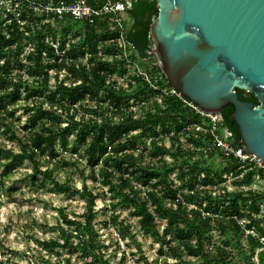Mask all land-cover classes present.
I'll return each mask as SVG.
<instances>
[{
	"label": "trees",
	"instance_id": "16d2710c",
	"mask_svg": "<svg viewBox=\"0 0 264 264\" xmlns=\"http://www.w3.org/2000/svg\"><path fill=\"white\" fill-rule=\"evenodd\" d=\"M87 1L93 7L103 2ZM157 10L155 1L134 0L129 9L88 24L67 17L42 21L46 15L25 4L20 14L24 24L12 19L0 26V132L19 147L16 152L0 146V190L6 175L25 158L33 164L45 157L67 165L62 150L76 154V162L84 159L87 177L107 187L112 213L104 227L116 226L121 240L139 248L130 225L118 222L117 206L137 218L139 232L157 242L161 254L174 257L170 264H264V190L245 187L254 176L264 180V170L241 167L223 156L206 133L189 132L191 146H165L155 139L159 134L194 122L206 126L205 120L178 97H164L160 103L150 98L155 92L141 76L129 75L126 87L117 82L132 62L152 77L159 74V86H171L151 45L150 24ZM118 39L130 45L123 50ZM235 90L239 99L258 103L253 93ZM141 102V114L135 117L129 106ZM18 106L25 116L22 123ZM233 111L228 103L219 112L233 145L241 146ZM230 175L235 189L226 184ZM30 178L34 190L48 181L49 191L79 195L85 202L78 216L59 210V220L51 226L56 236L35 240L41 261L32 264H61L64 251L76 254L82 264H109L107 251L114 238L104 243L96 227L93 207L99 194L86 184L78 189L59 181L49 167H34ZM13 190V185L5 189L8 195ZM158 220L164 221L162 231ZM125 258L122 251L119 263Z\"/></svg>",
	"mask_w": 264,
	"mask_h": 264
},
{
	"label": "water",
	"instance_id": "95a60500",
	"mask_svg": "<svg viewBox=\"0 0 264 264\" xmlns=\"http://www.w3.org/2000/svg\"><path fill=\"white\" fill-rule=\"evenodd\" d=\"M152 1L151 45L171 87L207 111L232 104L241 146L264 162V0Z\"/></svg>",
	"mask_w": 264,
	"mask_h": 264
},
{
	"label": "rangeland",
	"instance_id": "374dc122",
	"mask_svg": "<svg viewBox=\"0 0 264 264\" xmlns=\"http://www.w3.org/2000/svg\"><path fill=\"white\" fill-rule=\"evenodd\" d=\"M153 53L159 65L155 49ZM61 76L60 74L59 78ZM117 80L121 82L119 77ZM124 84L125 82H123ZM16 115L20 116L21 123L24 122L25 116L22 114L20 106H18ZM69 138L72 139L73 137L69 136ZM2 145L16 152L19 150L15 142L7 140L5 135L0 132V146ZM76 158L69 154L63 155L61 159L66 160L67 165H62L61 161L59 163L48 161L45 157L37 158L33 164L25 158L6 175L4 178L5 186L0 190V260H3L5 264H32L34 261H41V256L36 251L38 245L35 240H46L56 236V231L51 229V226L59 220V210L63 209L69 217L78 216L84 212L85 202L81 196L69 197L67 194L49 191L48 181L43 187L34 190L30 178L32 170L34 167H38L40 170L49 167L53 169L54 176L59 181H66L78 189L86 184L88 189L99 194L93 207L97 222L96 227L99 228L100 237L104 243H108V239L114 238V244H111L107 251L109 264H121L119 263V256L122 251H125L126 256L122 264H145L140 258L141 255L146 257L150 264L175 262L174 257L159 252L157 242L139 232L137 218L129 215L127 208L117 206L114 211L118 214V222L123 221L129 224L130 230L135 232V239L139 248L136 243L129 239L121 240L118 238L116 226L109 229L104 227V221H108L112 213L109 207L110 198L107 187H100L93 179L87 177L90 169L86 161L79 159L76 162L74 161ZM167 160L170 161L168 157ZM143 161L149 162V158L143 157ZM173 177L174 173H171L170 178ZM226 184L230 188V179L226 181ZM10 185H13L15 190L11 195H8L5 189L7 190ZM245 187L252 190H264V180L259 176H254L252 182ZM235 188L237 187L231 189ZM260 215L264 218V211ZM164 227V221L160 220L159 230L162 231ZM115 242H118L119 245L116 246ZM242 242L244 244L245 240L243 239ZM43 253L47 257L46 252ZM233 258L234 260L237 259L235 253ZM51 259L53 263L56 262L54 256ZM59 259L61 264H82L76 254L73 253L69 256L65 251Z\"/></svg>",
	"mask_w": 264,
	"mask_h": 264
},
{
	"label": "built area",
	"instance_id": "2783aa9c",
	"mask_svg": "<svg viewBox=\"0 0 264 264\" xmlns=\"http://www.w3.org/2000/svg\"><path fill=\"white\" fill-rule=\"evenodd\" d=\"M133 2L134 0H103L99 6L93 7L87 0H0V22L2 21L0 26L4 27V25L8 24L12 19H16V21L21 25L24 24L25 21L20 20V14L25 4L36 12L44 13L46 17L42 19V21H52L54 19L62 20L67 17L73 20H81L87 22L88 24H92L94 23L95 18L109 14L121 13L129 9ZM117 43L123 50L125 49V46L129 44L121 39H118ZM53 46L56 47V44H53ZM126 68V74L119 77L121 82L117 80L119 84L123 85V82H125L124 85L126 87L125 80L129 75L141 76L143 81L148 83L151 90H154L155 92V94L153 93V96L151 95L150 98H156L158 103H160L164 97H178L188 106L193 108L195 113L205 120L206 126L196 122L185 124L179 129H172L166 133L159 134V136L155 138L156 140L161 139V142L165 146L173 145L175 147L181 146L184 148L186 146H191V144H188L186 141V135L189 132H193L195 134L206 133L211 138V145L218 148L223 156L233 158L241 167L248 165L250 166L249 168L253 167L264 170V162H262V160H260V158H258L254 153L246 152L242 146L233 145L232 132L222 124L220 112L204 110L199 105L188 101L185 96L174 87L159 86V74L152 77L147 70L138 67L137 64L132 62H128L126 64ZM143 104L144 102H141L139 104H131L129 106V110L134 113L135 117L140 116L141 105ZM150 140L151 138L146 140L147 145ZM108 149H110V146H108ZM140 151V148H136V152ZM60 152L62 155L67 154L62 150H60ZM73 156L76 157V154H73ZM232 179L234 178L230 175V189L234 187L231 185Z\"/></svg>",
	"mask_w": 264,
	"mask_h": 264
}]
</instances>
